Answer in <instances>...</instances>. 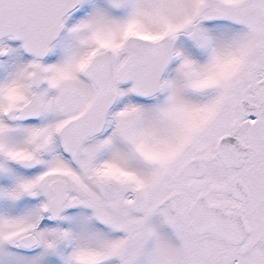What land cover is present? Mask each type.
<instances>
[{"label":"snow or ice","instance_id":"1","mask_svg":"<svg viewBox=\"0 0 264 264\" xmlns=\"http://www.w3.org/2000/svg\"><path fill=\"white\" fill-rule=\"evenodd\" d=\"M0 264H264V0H0Z\"/></svg>","mask_w":264,"mask_h":264}]
</instances>
